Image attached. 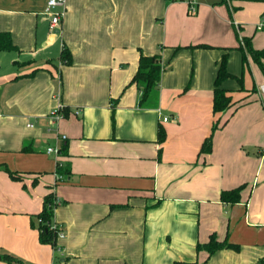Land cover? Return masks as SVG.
I'll return each mask as SVG.
<instances>
[{
	"label": "crops",
	"instance_id": "crops-1",
	"mask_svg": "<svg viewBox=\"0 0 264 264\" xmlns=\"http://www.w3.org/2000/svg\"><path fill=\"white\" fill-rule=\"evenodd\" d=\"M197 1L191 15L186 1L66 0L51 29L48 0H0V33L19 49L0 53V264L264 263V74L249 58L246 87L238 41L264 49V3ZM240 15L260 17L252 34ZM141 54L162 58L157 107L131 84ZM225 55L246 91L224 82L234 106L214 114ZM239 187V203L221 201ZM48 197L59 253L40 239ZM213 235L238 250L197 251Z\"/></svg>",
	"mask_w": 264,
	"mask_h": 264
},
{
	"label": "trees",
	"instance_id": "trees-1",
	"mask_svg": "<svg viewBox=\"0 0 264 264\" xmlns=\"http://www.w3.org/2000/svg\"><path fill=\"white\" fill-rule=\"evenodd\" d=\"M264 2V0H251ZM240 46L239 50L242 53V65L245 70L246 67H249V58L258 65L261 71L264 74V49L258 50L254 48L252 44V39L248 37L238 36ZM206 47V46H200ZM207 48V47H206ZM1 52H19V49L14 45L12 37L8 33H0V53ZM61 58L64 62L71 63V53L64 49L62 51ZM218 72L215 80L214 96H213V112L214 114L223 113L228 111L234 106L232 93L229 90L223 88L224 82L229 79H236L240 84L241 91H246L243 82V76L236 77L233 76L228 70V56L225 55L222 57L221 62L218 65ZM243 70V73H244ZM164 67L162 65V58L160 55L147 56L144 54L140 55L139 67L136 75L133 77L131 84H135L140 92L141 99L139 106L141 108H151L158 106L159 93H160V82ZM254 91V89H253ZM115 104L113 105V111L115 110ZM66 108L64 109V116L67 115ZM218 129V125H214L212 129V135L208 137L201 148L202 154H208L212 151L213 146V134ZM166 139L165 131L161 130L159 132V142H164ZM67 144L61 146V152H66ZM59 169V170H58ZM59 174H62L60 168H57ZM15 178V175L12 174ZM242 187H239L234 190L223 191L221 194V201L227 204H237L240 202ZM54 203L51 197H48L45 201L44 209L38 216L39 220V230H40V239L43 244L51 245L55 250L58 248V232L54 229H51L54 218ZM235 249L238 250V247H234L228 241L220 242L217 240L216 236L213 235L210 238V241L206 244H198L197 251L204 250L208 252L209 255L214 254L215 252L222 249ZM9 258V257H8ZM264 264V263H263Z\"/></svg>",
	"mask_w": 264,
	"mask_h": 264
},
{
	"label": "built area",
	"instance_id": "built-area-1",
	"mask_svg": "<svg viewBox=\"0 0 264 264\" xmlns=\"http://www.w3.org/2000/svg\"><path fill=\"white\" fill-rule=\"evenodd\" d=\"M172 1H184V0H172ZM188 2V11L191 15H195L198 12V1L197 0H187ZM66 0H48L47 2V7L45 10V14L50 18L51 21V29L58 28L61 20L63 19L66 11ZM258 31H263L264 30V21H262L258 26H257ZM261 90L264 91V86L261 87ZM64 107L59 106L54 111H52L50 117L53 121L54 124H58L60 120H62L64 116ZM168 118H164V122H167ZM61 141L66 140V136H61L60 137ZM61 146L58 145L57 147H50L47 149L48 154H53L56 156V158H59L61 155ZM61 178V177H60ZM51 229H54L58 232V240L64 238V233L60 229V226L56 224L51 225ZM58 253L62 251V249L58 246V248L55 250Z\"/></svg>",
	"mask_w": 264,
	"mask_h": 264
},
{
	"label": "rangeland",
	"instance_id": "rangeland-1",
	"mask_svg": "<svg viewBox=\"0 0 264 264\" xmlns=\"http://www.w3.org/2000/svg\"><path fill=\"white\" fill-rule=\"evenodd\" d=\"M184 1H186L187 2V0H184ZM259 3H264V2H259ZM245 15V14H244ZM244 15L241 17V15L239 16L240 17V20L239 21H237L236 19H233L234 21H236V22H238V24H237V27H239V26H241L242 25V27H244L246 30H249L248 32H250L251 34L255 31V25H256V23L257 22H259V18L260 17H256V19H254V18H250L251 19V22H252V24L253 25H251V23H250V20H249V18H245L244 20L245 21H242V19H243V17H244ZM235 22V23H236ZM241 22V23H240ZM260 23V22H259ZM258 23V24H259ZM241 24V25H240ZM241 27V28H242ZM257 33H260V32H257ZM260 35H264V33H260ZM236 39H237V37H236ZM238 41H239V39H238ZM245 77H246V87H247V83H249V81H250V84L252 83V85H253V80H254V77H253V74L251 73V69L250 68H248V67H246L245 68ZM238 84H239V82L236 80V79H234ZM243 82H245L244 81V79H243ZM239 86H240V84H239ZM245 87V86H244ZM53 148V147H52ZM53 158L54 159H56L57 160V158H56V156H53Z\"/></svg>",
	"mask_w": 264,
	"mask_h": 264
}]
</instances>
